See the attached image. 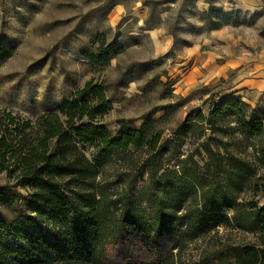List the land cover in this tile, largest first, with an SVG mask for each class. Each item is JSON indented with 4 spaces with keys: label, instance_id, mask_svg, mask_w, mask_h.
Listing matches in <instances>:
<instances>
[{
    "label": "trees",
    "instance_id": "16d2710c",
    "mask_svg": "<svg viewBox=\"0 0 264 264\" xmlns=\"http://www.w3.org/2000/svg\"><path fill=\"white\" fill-rule=\"evenodd\" d=\"M218 12L213 28L239 23L236 11ZM122 50L114 39L84 54L108 63ZM13 52L1 46L0 65ZM220 98L165 140L149 114L114 132L98 123L111 107L103 83L34 121L1 112L0 264H185L174 250L224 224L256 239L221 243L198 264H264V116L241 97ZM186 142L196 146L184 153ZM80 144L94 146L93 158ZM110 167L123 169L121 189L105 178ZM11 205L15 219L3 210Z\"/></svg>",
    "mask_w": 264,
    "mask_h": 264
},
{
    "label": "rangeland",
    "instance_id": "374dc122",
    "mask_svg": "<svg viewBox=\"0 0 264 264\" xmlns=\"http://www.w3.org/2000/svg\"><path fill=\"white\" fill-rule=\"evenodd\" d=\"M219 9L236 11L239 23L221 20L213 28ZM114 39L123 50L108 63L85 57ZM1 46L14 52L0 65V113L25 120L60 113L88 82L105 85L111 107L96 120L113 132L119 120L139 126L149 114L159 119L162 140L172 138L192 110L209 114L214 95L218 103L241 97L264 116V0H0ZM80 145L93 158L94 146ZM195 146L186 142L181 150ZM122 170L108 168L105 178L118 180L112 188L124 186ZM3 210L18 215L15 205ZM255 239L224 224L174 254L198 264L221 243Z\"/></svg>",
    "mask_w": 264,
    "mask_h": 264
}]
</instances>
